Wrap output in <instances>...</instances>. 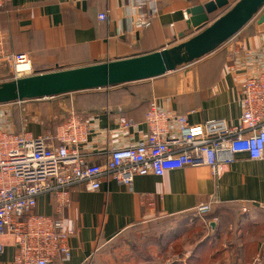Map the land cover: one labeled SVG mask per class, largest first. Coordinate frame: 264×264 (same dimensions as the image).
Returning <instances> with one entry per match:
<instances>
[{"label":"crops","instance_id":"0c3cea01","mask_svg":"<svg viewBox=\"0 0 264 264\" xmlns=\"http://www.w3.org/2000/svg\"><path fill=\"white\" fill-rule=\"evenodd\" d=\"M210 1L161 0L157 18L148 28L139 30L133 23L132 0H10L0 12V32L9 34L14 53L29 57L32 74L52 72L141 56L181 44L196 34L187 28V11ZM238 1L227 0L228 6L211 15L210 20ZM100 14L107 15L106 23L99 21ZM263 42L264 23L259 25L255 20L243 27L232 42L210 54L224 53L218 71L212 75L200 66L201 60L194 62L198 63L195 68L182 66L151 80L24 101L3 109L10 116L11 129L32 137L55 133V120L73 114L82 117L88 121L90 131L81 150L89 155L90 163H100L108 148L130 146L146 138L143 118L151 101L178 113L194 111L188 116L191 124L213 119L236 124L240 116L239 86L252 73L248 53L259 50ZM238 48L242 51L237 64L228 70L227 56ZM11 75L9 66L0 65V83ZM124 117L133 120L135 127L119 130L117 120ZM218 171L215 176L207 167H189L168 172L162 178L135 177L130 187L104 183L96 192L87 191L84 184L73 186L71 204L62 218L77 233L68 241L69 260L57 259L53 264H87L97 252L95 260L106 262L99 248L111 245L130 228L152 223L163 229V220L186 218L198 205L208 202L217 213L203 222L196 220L172 256L167 259L157 254L147 263L133 258L129 264H187L194 247L206 238H212L211 242L188 264H262L264 160L250 161L240 154L235 163L221 166ZM147 200H151V206ZM53 206L50 198L40 197L35 212L51 215ZM180 222L177 220L172 228ZM210 222L216 224L212 234ZM4 241L0 264H13L12 239L6 236Z\"/></svg>","mask_w":264,"mask_h":264},{"label":"built area","instance_id":"2783aa9c","mask_svg":"<svg viewBox=\"0 0 264 264\" xmlns=\"http://www.w3.org/2000/svg\"><path fill=\"white\" fill-rule=\"evenodd\" d=\"M9 1L0 0V8ZM160 1L132 0L136 28L151 25L158 16ZM98 19L101 23L108 20L106 14ZM237 34L223 44L232 42ZM240 51L229 52L228 70L237 64ZM251 52L252 73L239 86L240 116L236 124L223 119L191 124L188 116L194 111L178 113L151 101L144 120L146 138L130 146L108 148L100 163H90L89 155L81 150L90 131L82 117L73 114L55 133L32 137L11 129L10 116L3 109L20 102L0 104V256L4 237L10 236L15 248L13 264L68 261V241L77 232L64 223L62 215L71 204V188L77 184L96 192L104 183L130 187L135 177L162 178L189 167H207L217 176L219 167L232 165L240 154L250 161L264 160V42ZM0 65L10 67L12 80L33 75L29 57L12 51L7 32H0ZM117 123L121 131L135 127L126 118H118ZM40 197L53 201L51 215L35 212ZM147 205L151 206V200ZM210 211L208 202L191 213L203 222Z\"/></svg>","mask_w":264,"mask_h":264},{"label":"water","instance_id":"95a60500","mask_svg":"<svg viewBox=\"0 0 264 264\" xmlns=\"http://www.w3.org/2000/svg\"><path fill=\"white\" fill-rule=\"evenodd\" d=\"M228 6L213 0L187 11V28L195 35L172 48L127 59L33 74L0 83V104L44 100L73 93L110 88L161 77L216 51L245 27L264 6V0H239L215 20L210 16ZM257 23H264V10ZM214 222L208 227L213 233Z\"/></svg>","mask_w":264,"mask_h":264},{"label":"rangeland","instance_id":"374dc122","mask_svg":"<svg viewBox=\"0 0 264 264\" xmlns=\"http://www.w3.org/2000/svg\"><path fill=\"white\" fill-rule=\"evenodd\" d=\"M261 12L254 16V19L249 23H254L255 20L257 21ZM214 52L211 55H213ZM211 55H206L200 60H197V62H200L201 60L204 62L211 58ZM197 64L198 63H192L190 65H185L184 67L190 69L193 66L192 68H195ZM4 81H12V76H9ZM191 216H193V219L197 221L199 220L195 215L191 214ZM177 220L187 221L186 218L171 219L168 220V224L173 226ZM164 227L165 229H159V227L152 225V223H143L137 227L130 228V230L125 231L114 241V243H111V245L105 246L101 249L99 248L98 251L104 254L101 259L107 260L106 262L104 261L105 263L95 260L97 259V252L87 264H129V260L133 258H138L147 263V260L150 261L151 257L156 258L157 254H161L160 258L161 256H164L168 259L169 256H172L180 249L181 243L184 242H182V240L185 239L187 232H184V229H181L177 234V237H179V235L180 237L177 238L176 241H173L170 239V236L167 235L169 228H167V226Z\"/></svg>","mask_w":264,"mask_h":264},{"label":"trees","instance_id":"16d2710c","mask_svg":"<svg viewBox=\"0 0 264 264\" xmlns=\"http://www.w3.org/2000/svg\"><path fill=\"white\" fill-rule=\"evenodd\" d=\"M6 6H7V3L4 4L0 8V12H2L6 8ZM223 57H224V53H222V52L221 53H218V54L212 56L210 59L204 61L200 66H205L207 68L208 74L209 75H212L216 71H218V69H219V61H221ZM199 72H200V67H199ZM40 73H46V72H40ZM35 74H39V72H36L35 71ZM149 105H150V102L147 103L145 115H146V113H147V111L149 109ZM189 111H191V110H189ZM189 111H187L185 113H188ZM145 115H144L143 121L145 120ZM68 117L69 116H66L65 118H63L61 120H58V121L55 120L53 122L55 124L54 129H53V132H55V130H56L55 127H57L60 124H62ZM126 119H129V118H126ZM216 213H217V208H215L214 205L211 204V211H210V213L206 217L212 218ZM191 214H193V213H189V215L187 214V216H186L187 221H181L179 223V225L177 227H175V228H172V226H170V227L168 226V220H171V219H168V220L166 219V220H163L162 221V224L164 226H167V228H169L167 235L170 236V239L171 240L176 241V239L180 237V235H179V237H177L178 236L177 234H178V231H180L181 229H184L183 230L184 232H188V230L192 229V227L194 226L196 220L192 218L193 216H191ZM134 227H137V226H134ZM164 229H165V227H164ZM211 240H212V238H206V239L200 241V243H198L196 245V247H194L191 255L187 258V260H186L187 262L186 263L188 264V261L191 260L192 258H194V256L198 252V250H200V249L204 248V246L208 245L211 242ZM209 249H211V247H209ZM262 264H264V262Z\"/></svg>","mask_w":264,"mask_h":264},{"label":"bare ground","instance_id":"6f19581e","mask_svg":"<svg viewBox=\"0 0 264 264\" xmlns=\"http://www.w3.org/2000/svg\"><path fill=\"white\" fill-rule=\"evenodd\" d=\"M17 80V79H16Z\"/></svg>","mask_w":264,"mask_h":264}]
</instances>
